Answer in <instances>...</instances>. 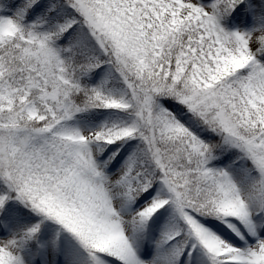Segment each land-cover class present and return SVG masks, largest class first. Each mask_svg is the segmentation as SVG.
I'll list each match as a JSON object with an SVG mask.
<instances>
[{
  "label": "snow or ice",
  "instance_id": "obj_1",
  "mask_svg": "<svg viewBox=\"0 0 264 264\" xmlns=\"http://www.w3.org/2000/svg\"><path fill=\"white\" fill-rule=\"evenodd\" d=\"M0 264H264V0H0Z\"/></svg>",
  "mask_w": 264,
  "mask_h": 264
}]
</instances>
